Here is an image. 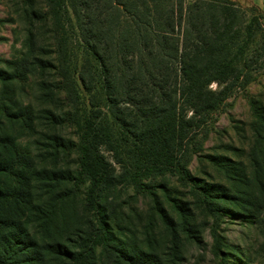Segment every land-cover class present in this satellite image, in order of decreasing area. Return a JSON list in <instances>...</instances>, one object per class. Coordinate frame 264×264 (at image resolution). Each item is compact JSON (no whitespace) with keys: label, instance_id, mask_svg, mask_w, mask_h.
<instances>
[{"label":"trees","instance_id":"1","mask_svg":"<svg viewBox=\"0 0 264 264\" xmlns=\"http://www.w3.org/2000/svg\"><path fill=\"white\" fill-rule=\"evenodd\" d=\"M31 9L28 47L47 29L56 71L46 95L54 110L35 120L54 133L35 165L18 140H0V264H98L99 254L107 264H163L135 245H116L129 204L120 194L147 195L156 176L172 174L212 212L208 200L221 195L194 183L176 157L201 125L184 124L186 113L210 117L232 90L264 74V12L231 0H42ZM58 100L67 111H57ZM30 113L9 117L25 132ZM65 126L76 128V142L61 135Z\"/></svg>","mask_w":264,"mask_h":264},{"label":"rangeland","instance_id":"2","mask_svg":"<svg viewBox=\"0 0 264 264\" xmlns=\"http://www.w3.org/2000/svg\"><path fill=\"white\" fill-rule=\"evenodd\" d=\"M41 1L34 0L29 6L27 0H0V140H18L32 153L34 165L54 133L44 121L35 120L45 117L44 111L54 110L46 97L51 96L56 73L49 67L54 57L50 34L42 30V39L35 36L32 49L26 37L31 7L40 6ZM32 23L36 35L40 26ZM43 81L45 89L41 90ZM209 89L218 87L212 84ZM80 94L81 103H86L87 96L82 90ZM55 105L58 112L61 108L67 111L65 101ZM24 108L31 109L32 121V128L25 132L9 117L11 111ZM186 115L184 124L201 125L189 132L187 152L180 151L176 157L187 161L194 183L212 186L221 196L208 200L212 212H206L200 192L172 174L156 176L150 182L154 189L147 195L143 191L135 195L129 188L120 194V202L129 204L126 217L119 214L116 245L123 244L128 252L135 245L163 264H264V74L255 73L247 86L232 90L210 117L193 118L191 111ZM61 133L65 139L77 141L76 128L65 126ZM104 154L117 168L113 154ZM0 181L6 182V178L0 177ZM27 228L32 233L35 225ZM98 256V264H107L105 256Z\"/></svg>","mask_w":264,"mask_h":264},{"label":"crops","instance_id":"3","mask_svg":"<svg viewBox=\"0 0 264 264\" xmlns=\"http://www.w3.org/2000/svg\"><path fill=\"white\" fill-rule=\"evenodd\" d=\"M244 7H256L264 12V0H233Z\"/></svg>","mask_w":264,"mask_h":264}]
</instances>
